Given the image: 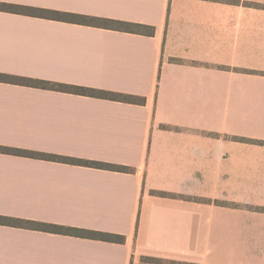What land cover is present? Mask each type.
Segmentation results:
<instances>
[{"label":"crops","instance_id":"1","mask_svg":"<svg viewBox=\"0 0 264 264\" xmlns=\"http://www.w3.org/2000/svg\"><path fill=\"white\" fill-rule=\"evenodd\" d=\"M155 28L153 36L0 10V74L144 105L0 82V264H264V0H0Z\"/></svg>","mask_w":264,"mask_h":264},{"label":"trees","instance_id":"2","mask_svg":"<svg viewBox=\"0 0 264 264\" xmlns=\"http://www.w3.org/2000/svg\"><path fill=\"white\" fill-rule=\"evenodd\" d=\"M0 10H6L11 13L30 16V17L43 18L48 20H55V21L84 25V26L100 27V28L111 29L126 33L139 34V35L153 36L155 33L154 27L105 19V18L79 15L74 13L59 12L54 10H46V9L25 7L20 5H8V4H0ZM0 82L11 83V84L30 87L34 89L65 92L80 96L94 97V98H100V99L118 101V102L130 103V104L144 105L146 102V100L141 97H135L131 95L103 91L93 88L61 84V83L33 79L28 77H21V76H10V75L0 74ZM0 153L6 155H13L17 157L32 158L36 160L51 161L56 163L77 165V166L103 169V170H109L115 172H123V173L132 172L131 168L125 166L81 160L73 157L46 154V153L34 152L25 149L0 146ZM0 225L13 227V228L41 231L52 234L75 236V237L87 238V239L110 242V243L124 244L126 241V238L124 236L95 232L91 230H85V229H79L73 227H66L55 224H47L43 222L25 220V219H19L14 217H7V216H0Z\"/></svg>","mask_w":264,"mask_h":264}]
</instances>
